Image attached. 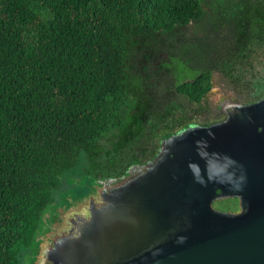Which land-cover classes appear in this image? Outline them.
<instances>
[{
  "label": "trees",
  "instance_id": "1",
  "mask_svg": "<svg viewBox=\"0 0 264 264\" xmlns=\"http://www.w3.org/2000/svg\"><path fill=\"white\" fill-rule=\"evenodd\" d=\"M201 1L0 0V264H20L56 176L94 158L125 114L130 129L165 105L152 79L176 76L160 56L190 51ZM209 6L217 19L220 1Z\"/></svg>",
  "mask_w": 264,
  "mask_h": 264
},
{
  "label": "water",
  "instance_id": "2",
  "mask_svg": "<svg viewBox=\"0 0 264 264\" xmlns=\"http://www.w3.org/2000/svg\"><path fill=\"white\" fill-rule=\"evenodd\" d=\"M230 109L120 177L77 179L22 264H264V98ZM226 198L238 211L213 207Z\"/></svg>",
  "mask_w": 264,
  "mask_h": 264
},
{
  "label": "flooded vegetation",
  "instance_id": "3",
  "mask_svg": "<svg viewBox=\"0 0 264 264\" xmlns=\"http://www.w3.org/2000/svg\"><path fill=\"white\" fill-rule=\"evenodd\" d=\"M219 1L217 19L209 6L215 0L201 1L204 19L199 25L189 22L184 36L190 47L187 55L179 57L174 51L170 53L169 57L176 56L186 69L178 68L176 76L170 79L165 105L144 110L139 126L136 119L130 129L126 127L132 121L125 114L123 131H113L105 138L107 149L100 144L94 158L82 155L84 159L67 173L56 176L54 184L45 191L48 200L34 233L45 230L49 220H57L53 209L64 206V199L80 185L77 179L120 177L131 165L150 160L157 153L162 137L192 126L223 122L228 116L238 114L231 107L246 106L264 98V0ZM181 81L188 84L185 91L179 89ZM232 199L237 205L221 211H238L239 202ZM43 212L47 217L42 223ZM32 242L33 239L28 247L21 246L20 264L30 253Z\"/></svg>",
  "mask_w": 264,
  "mask_h": 264
},
{
  "label": "rangeland",
  "instance_id": "4",
  "mask_svg": "<svg viewBox=\"0 0 264 264\" xmlns=\"http://www.w3.org/2000/svg\"><path fill=\"white\" fill-rule=\"evenodd\" d=\"M169 55L166 53H163L161 56H160V60L162 61H165V62H168V59L170 60L171 59V63H173L174 65H176L180 70L184 69L185 68V65H184V62H180L176 56H173L172 58L168 57ZM168 58V59H167ZM169 62L168 65H171V63ZM164 67H167V65H165ZM170 68V66H169ZM157 69V66H155V64H151L150 65V68L148 69V73H153L155 70ZM186 69V68H185ZM170 75L169 73L167 72H163L162 74V77H161V81L160 83L158 82H154V79H152V88L150 90V94L153 93V85H157V84H160L163 86V90L162 92L160 91L159 93L160 96H162V93L166 94L167 96H169V82H170ZM156 95H157V89H156ZM159 95V94H158ZM101 144L102 146L107 149L108 148V143H107V139H104L103 141H101ZM83 156H80L79 157V161L83 160ZM237 204H236V201L232 198H228V199H223V200H218V201H215L213 203V207L217 210H225L226 207H229V208H232L235 207Z\"/></svg>",
  "mask_w": 264,
  "mask_h": 264
}]
</instances>
